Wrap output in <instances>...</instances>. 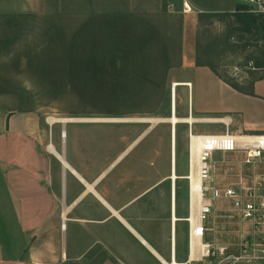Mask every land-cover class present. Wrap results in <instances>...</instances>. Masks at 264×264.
<instances>
[{"label": "crops", "instance_id": "1", "mask_svg": "<svg viewBox=\"0 0 264 264\" xmlns=\"http://www.w3.org/2000/svg\"><path fill=\"white\" fill-rule=\"evenodd\" d=\"M236 3L0 0V168L26 241L0 264L211 262L205 234L191 244L189 189L176 195V125L169 172L139 146L171 116L189 120L187 161L189 132H264V75L249 94L196 63V15ZM215 94L218 115H202Z\"/></svg>", "mask_w": 264, "mask_h": 264}, {"label": "rangeland", "instance_id": "2", "mask_svg": "<svg viewBox=\"0 0 264 264\" xmlns=\"http://www.w3.org/2000/svg\"><path fill=\"white\" fill-rule=\"evenodd\" d=\"M248 4L250 8L247 12L257 14L263 11L261 5ZM243 16L244 14L236 16L219 11L206 12L201 18H198V15L195 17V50L199 53L201 60L214 64L219 72L229 77L233 76L241 83L257 76L262 70H255L254 65L257 61L264 62V31L258 27H254L249 32L240 31L246 24V17ZM243 43H245L243 48L238 46ZM248 55L252 57L246 60L245 57ZM181 90L182 86H178L176 99L178 116L181 103L179 97L183 96ZM199 98L200 105L204 107V110L200 112L202 115H218L217 108L222 105L218 94L206 100H201L200 96ZM194 113H196L195 108ZM166 115H169V112ZM146 124L148 123H141L139 127ZM187 126V123L176 124L175 171L179 175L188 177L191 165L189 159L187 161V149L185 151ZM148 136L151 138H147L150 143L148 144L146 140L140 142L139 149L145 146L150 151L142 155L162 160L160 164L151 165L155 173L169 172L170 123L155 122ZM213 159L214 165L210 171L217 184L223 185L240 179L252 184L259 183L264 193V162L245 163L241 155L237 153L223 158L214 155ZM192 166L195 174V161ZM142 167H139L140 170ZM4 183L0 168V257L5 260L8 256H22L26 249V241L19 221L10 208ZM187 188V178L176 179V195H180L181 200L185 191L187 194ZM213 206L212 212L204 221L206 232L202 237L203 243L209 244V251H206V256L211 257L209 264H264V257H261L264 256V214L257 219L243 218L232 209L228 199L222 198L215 200Z\"/></svg>", "mask_w": 264, "mask_h": 264}, {"label": "built area", "instance_id": "3", "mask_svg": "<svg viewBox=\"0 0 264 264\" xmlns=\"http://www.w3.org/2000/svg\"><path fill=\"white\" fill-rule=\"evenodd\" d=\"M263 0H245L250 4L260 5ZM171 6V3L168 4ZM182 12H192L193 7L186 1L182 2ZM174 82L171 83L170 96L174 103ZM192 141L197 149V171L200 179L199 196L196 199V215L194 230L190 229V236H203L206 231L204 221L213 210L217 199H228L231 207L241 217L257 219L264 214V193L259 183L252 184L245 180L228 182L223 185L214 181L211 168L214 165L215 152H234L242 157L245 163L259 162L264 155V132L228 131L213 133H188V149ZM190 179L187 180V187ZM188 190V188H187ZM190 222V221H189ZM209 250V249H208ZM240 257V256H239ZM259 257V256H254ZM264 257V256H261Z\"/></svg>", "mask_w": 264, "mask_h": 264}, {"label": "trees", "instance_id": "4", "mask_svg": "<svg viewBox=\"0 0 264 264\" xmlns=\"http://www.w3.org/2000/svg\"><path fill=\"white\" fill-rule=\"evenodd\" d=\"M249 8H250V5L248 3H236L234 6V9L232 11H222V12L229 13L230 15H236V16H241L242 14H244L243 17H246V20H245L246 24L241 27L240 31L249 32L254 27L255 28L258 27L264 31V10L255 14L253 12H247V9H249ZM204 14H206V12H199L198 18H201V16ZM239 43H241V42H239ZM243 44L238 45V46L243 48L245 46V43H243ZM250 57H252V56L248 55L245 58L247 60ZM196 63L208 65L212 69V71H214L216 73V75H218L224 82L229 84L231 87L235 88L238 91H241L244 93H249V94L254 93V90H253L254 81L257 78H260L264 75V62L260 63L257 61L256 64L254 65V67L256 68L255 70L260 69L262 71L257 76H255L252 79L247 80V82H243V83L237 81L235 79V77H233V76L229 77L226 74L219 72L214 64L207 62V61H204V60H201L198 52H196Z\"/></svg>", "mask_w": 264, "mask_h": 264}, {"label": "bare ground", "instance_id": "5", "mask_svg": "<svg viewBox=\"0 0 264 264\" xmlns=\"http://www.w3.org/2000/svg\"><path fill=\"white\" fill-rule=\"evenodd\" d=\"M161 121H167L170 123L171 126H174L178 123V122H186L188 123L189 120H179L177 117L175 116H171L168 119H164ZM148 122H151V120H148ZM154 122V121H153ZM152 123V122H151ZM172 149V148H171ZM173 151V150H172ZM188 154H190V158H189V164L191 165V170H190V175L187 177V179H190V186L188 187L189 189V195H190V202H191V210L195 211L196 209V199L197 196H199V183H200V179H199V175H198V171H197V149L195 147L194 142L192 141L190 148L188 149ZM172 155V154H171ZM173 158V157H172ZM193 161H195V174H194V169L192 166ZM173 174H175V166H174V171H172ZM193 215H196L195 212L192 213ZM190 218V224H191V230H194L196 227L194 226L195 222H194V217ZM192 242L191 244L193 245L195 240L193 238V236H191ZM206 248V246H204V249ZM204 253H206V250H204Z\"/></svg>", "mask_w": 264, "mask_h": 264}]
</instances>
